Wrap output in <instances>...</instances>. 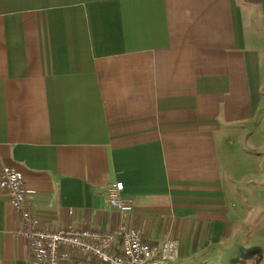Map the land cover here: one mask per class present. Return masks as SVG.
<instances>
[{"label":"crops","instance_id":"obj_1","mask_svg":"<svg viewBox=\"0 0 264 264\" xmlns=\"http://www.w3.org/2000/svg\"><path fill=\"white\" fill-rule=\"evenodd\" d=\"M261 128L264 0H0V169L41 229L125 220L176 264H264ZM7 199L0 264H35Z\"/></svg>","mask_w":264,"mask_h":264},{"label":"built area","instance_id":"obj_2","mask_svg":"<svg viewBox=\"0 0 264 264\" xmlns=\"http://www.w3.org/2000/svg\"><path fill=\"white\" fill-rule=\"evenodd\" d=\"M0 189L19 215L21 227L12 234L28 243L35 264H176L180 259L178 241L148 242L125 220L119 221L111 233L90 228L41 229L27 208L22 174L7 166L0 169ZM122 191V182H111L105 197L109 207L124 215L133 205L131 199L121 196Z\"/></svg>","mask_w":264,"mask_h":264},{"label":"rangeland","instance_id":"obj_3","mask_svg":"<svg viewBox=\"0 0 264 264\" xmlns=\"http://www.w3.org/2000/svg\"><path fill=\"white\" fill-rule=\"evenodd\" d=\"M254 130V129H253ZM259 130H261V135H262V140H261V138H260V134H256V132L255 133H253V135H252V138H253V141L255 142H260L261 141V147L260 148H262L261 150H262V153H264V143H262V141H264V128H261V129H256L255 131H259ZM251 133H252V130H251ZM232 252H230L229 254H231ZM206 254V253H205ZM201 255L202 254H194L193 256H191V257H188L187 258V260H186V264H194V263H196V262H199V261H201L200 259L202 258L201 257ZM206 256V255H205Z\"/></svg>","mask_w":264,"mask_h":264}]
</instances>
